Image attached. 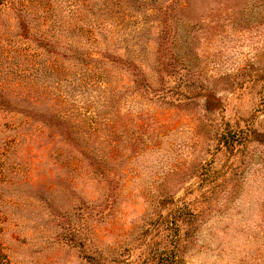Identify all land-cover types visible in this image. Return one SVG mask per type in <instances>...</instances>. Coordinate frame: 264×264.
I'll use <instances>...</instances> for the list:
<instances>
[{"label": "rangeland", "instance_id": "obj_1", "mask_svg": "<svg viewBox=\"0 0 264 264\" xmlns=\"http://www.w3.org/2000/svg\"><path fill=\"white\" fill-rule=\"evenodd\" d=\"M157 6L135 0L126 21L148 22L143 8ZM170 19L185 88H167L190 101L122 102L133 112L118 124H136L142 141L130 154L122 129L109 186L85 162L71 166L63 143L44 144L39 119L0 118V264H264V0H180ZM147 32L123 41L142 47ZM57 79L55 97L70 95L62 113L87 120L91 93L73 89L65 70ZM234 133L241 138L226 146Z\"/></svg>", "mask_w": 264, "mask_h": 264}, {"label": "trees", "instance_id": "obj_2", "mask_svg": "<svg viewBox=\"0 0 264 264\" xmlns=\"http://www.w3.org/2000/svg\"><path fill=\"white\" fill-rule=\"evenodd\" d=\"M134 1L0 0V31L7 34L0 39V44L8 47L0 55L1 120L18 117L19 123L33 124L39 119L44 144L54 140L63 143L65 149L74 152V156L66 157L71 166L85 162L90 174L108 186L113 177L106 167L117 165L116 151L121 144L122 129L127 135L130 154L133 155V149L142 141L133 139L136 124L129 125L130 128L118 124L120 114L133 112L125 111L122 102L136 97L157 107H173L190 101L185 93H178L180 98L174 101L176 96H171L172 91L167 88L170 83L185 88L180 77L184 63L172 52L177 33L170 19L171 8L180 0H168L166 5L155 0L157 7H141L144 14L149 11L153 14L148 16V22L126 21L132 10L128 6ZM148 3L149 0H143V6ZM131 30L135 34L150 30L147 34L153 32L154 36L141 44L143 50H140L134 37L128 43L123 41ZM8 56L16 60L14 67L20 68L25 63L23 70L16 72L12 67L9 70ZM59 70H65L68 78H72L73 89L84 88L91 93L88 101L92 102L84 111L80 110L88 115L87 120L82 114L62 113L60 107L70 95L66 91L61 102L58 100L61 97H55L61 94L59 89L55 91L62 83L57 79ZM23 71L29 74L25 76ZM46 78L53 81L46 83ZM42 96L52 104L47 105ZM33 98L40 99V106L35 105ZM240 138L237 133L229 135L226 146ZM7 145L9 142L5 143L6 149ZM108 146L115 152L108 154ZM57 152L54 156L60 160L61 152ZM4 156L5 153L0 154V158ZM186 209L183 206L177 211L178 218ZM171 225L177 226L175 222Z\"/></svg>", "mask_w": 264, "mask_h": 264}]
</instances>
